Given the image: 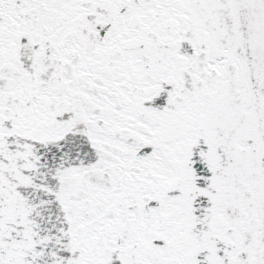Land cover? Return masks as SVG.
I'll use <instances>...</instances> for the list:
<instances>
[{
    "label": "snow or ice",
    "instance_id": "1",
    "mask_svg": "<svg viewBox=\"0 0 264 264\" xmlns=\"http://www.w3.org/2000/svg\"><path fill=\"white\" fill-rule=\"evenodd\" d=\"M0 264H264V0H0Z\"/></svg>",
    "mask_w": 264,
    "mask_h": 264
}]
</instances>
